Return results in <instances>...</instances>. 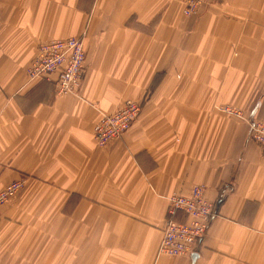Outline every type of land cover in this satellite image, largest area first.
<instances>
[{
    "label": "crops",
    "instance_id": "crops-1",
    "mask_svg": "<svg viewBox=\"0 0 264 264\" xmlns=\"http://www.w3.org/2000/svg\"><path fill=\"white\" fill-rule=\"evenodd\" d=\"M183 8L0 0V190L26 178L0 207V264H264V151L248 122L264 121V0ZM69 36H83L86 75L58 95L27 67ZM127 99L140 116L99 146L95 124ZM196 184L214 202L228 192L207 235L190 256L158 254L168 197Z\"/></svg>",
    "mask_w": 264,
    "mask_h": 264
},
{
    "label": "built area",
    "instance_id": "built-area-1",
    "mask_svg": "<svg viewBox=\"0 0 264 264\" xmlns=\"http://www.w3.org/2000/svg\"><path fill=\"white\" fill-rule=\"evenodd\" d=\"M204 0H187L185 12L192 14ZM84 52L82 42L75 38L43 42L28 73L32 78L53 79L57 93H75L83 76ZM52 74V75H51ZM48 78V79H49ZM140 111L139 105L127 101L119 109L104 114L94 127L99 145H108L111 140L125 133ZM254 137L264 144V123L254 124ZM20 183H13L0 191V204L17 193ZM213 205L203 198V191L194 188L190 196L174 194L170 197V214L183 211L190 217L186 223L169 220L164 230L160 253L168 255L189 254L192 246L207 231Z\"/></svg>",
    "mask_w": 264,
    "mask_h": 264
},
{
    "label": "rangeland",
    "instance_id": "rangeland-1",
    "mask_svg": "<svg viewBox=\"0 0 264 264\" xmlns=\"http://www.w3.org/2000/svg\"><path fill=\"white\" fill-rule=\"evenodd\" d=\"M207 0H204V2H202L199 6H197L196 8H197V10L195 11V12H193L192 14H189V13H186L185 12V8H186V2H187V0H184V8H183V14L184 15H186V16H193V15H197L199 12H200V9H201V6H203L204 4H205V2H206ZM69 38H75V39H78L79 41H81L82 42V45H83V52H84V63H83V76H82V79H81V83H80V85H79V90L81 89V86H82V83H83V81H84V79H85V75H86V70H85V45H84V39H83V36H69V37H64V38H56V39H50V40H48V41H52V40H58V39H62V40H65V39H69ZM44 42H46V41H44ZM43 42H41L40 44H39V46H38V48H37V51H36V54H35V56L33 57V59L31 60V62H30V64H29V66L27 67V76H28V78L30 79V81H37V82H39V81H42V80H48V81H51V80H53L54 82H55V89L57 88V85H56V80H55V76H54V78L53 79H50L49 77H51V76H49L48 78H45V77H43V78H32V77H30V75H29V73H28V69L31 67V65H32V63H33V61H34V59H35V57L37 56V54L39 53V50H40V45L42 44ZM52 75V74H51ZM79 90L77 91V92H75V93H68V94H78V92H79ZM56 93H57V90H56ZM58 94V93H57ZM64 94H67V93H64ZM58 95H63V94H58ZM150 95L147 93V95H146V98L148 99V97H149ZM145 98V99H146ZM146 99V100H147ZM127 101H132V102H134V103H136V104H138L139 105V108H140V111H139V113H138V115H137V118L140 116V113L142 112V109H143V106H144V104L141 102H138V101H136V100H133V99H127V100H125V102H124V105H125V103L127 102ZM123 106V105H122ZM217 108L219 109V110H221V112H224V113H226V114H230V115H233V116H236V117H238V118H240V119H247V116H246V114H245V112L243 111V110H241L240 108H238V107H236V106H233V105H231V104H220V105H217ZM111 113V112H110ZM106 114H108V113H106ZM104 116V114L100 117V119L98 120V122L101 120V118ZM137 118L133 121V123L137 120ZM248 120V119H247ZM97 122V123H98ZM248 122H249V124H250V135H251V139L252 140H254L261 148H262V150L264 151V144L263 143H261V142H259L255 137H254V134H253V130H254V124L255 123H257V122H263L264 123V121L263 120H261V119H254V120H252V121H249L248 120ZM96 123V124H97ZM132 123V124H133ZM96 124H95V126H96ZM132 124H131V126H132ZM94 126V127H95ZM131 126L129 127V129L126 131V132H128L129 130H130V128H131ZM125 132V133H126ZM125 133H123L122 135H120V136H118V137H116V138H114L113 140H111L110 142L112 143L114 140H116L117 138H121ZM94 137H95V133H94ZM95 140H96V138H95ZM96 142H97V140H96ZM110 143V144H111ZM98 144V143H97ZM99 145V144H98ZM109 145V144H108ZM99 146H103L104 147V145H99ZM107 146V145H106ZM25 181H26V178L25 177H22V178H20V179H17V180H14V181H12V182H10L9 184H7L2 190H5L9 185H11V184H13V183H20L21 185H20V187L18 188V190H17V193L16 194H14L13 196H11L9 199H7V200H5L4 201V203H1L0 204V207L2 206V205H4L5 203H8V202H10V200H12L19 192H21L22 191V189L25 187ZM194 188H198V189H200V190H202L203 191V198H204V200H206L208 203H210V204H212L213 205V209H212V213H211V215H210V217H209V223H208V228H207V231L205 232V234L199 239V240H197L196 241V243L192 246V248H191V251L189 252V254H184V255H168V254H164V253H160V246H161V243H162V240H163V237H164V230H165V227H166V225H167V222L169 221V220H173V221H176V222H180V223H186V222H189V221H187L188 219H189V215L186 213L185 214V212H183V211H177L174 215H171L170 214V197L172 196V195H174V194H178V195H183V196H190L191 194H192V192H193V190H194ZM2 190H0V191H2ZM206 191H207V186L205 185V184H196V185H193L192 186V188L190 189V191H189V193H185V194H182V193H173V194H171L169 197H168V208H167V213H166V218H165V222H164V225H163V227H162V239H161V241H160V244H159V247H158V254H162V255H167V256H172V257H175V256H190V254L195 250V248H196V246L200 243V241L207 235V232H208V229H209V226H210V223H211V221H212V218H213V216L217 213V211H218V208H217V210H215L216 209V202H217V200H219V198L221 197V195L223 194V192H224V194H225V196H226V194L228 193L227 192V188H224L223 189V191L221 192V194H220V196H219V198L214 202V201H212V200H210V199H208L207 198V196H206ZM224 196V197H225ZM224 199H222V201H223ZM221 201V202H222ZM220 202V203H221ZM220 205V204H219ZM219 207V206H218ZM179 215H181V219H179L177 216H179Z\"/></svg>",
    "mask_w": 264,
    "mask_h": 264
},
{
    "label": "water",
    "instance_id": "water-1",
    "mask_svg": "<svg viewBox=\"0 0 264 264\" xmlns=\"http://www.w3.org/2000/svg\"><path fill=\"white\" fill-rule=\"evenodd\" d=\"M224 196H225V194H224V192H223V194L221 195V197L219 198V200H217V202H216V209H215V210H217V208H218L220 202L222 201V199H224Z\"/></svg>",
    "mask_w": 264,
    "mask_h": 264
}]
</instances>
